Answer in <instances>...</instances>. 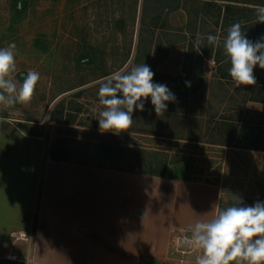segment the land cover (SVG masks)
Listing matches in <instances>:
<instances>
[{"label": "rangeland", "instance_id": "1", "mask_svg": "<svg viewBox=\"0 0 264 264\" xmlns=\"http://www.w3.org/2000/svg\"><path fill=\"white\" fill-rule=\"evenodd\" d=\"M143 1L29 0L25 12L15 19L9 9L12 0H0V48L16 44L12 77L22 83L29 70L40 74L28 104L0 105V217L7 210L25 214L29 241L40 164L50 159L53 145L64 149L68 163L131 174L139 171L136 161L106 158L100 153L101 145L190 159L196 180L186 183L208 188L205 196L215 198L213 216L230 206L231 193L246 205L264 201V152L243 148L249 145L247 136L257 129L254 124L264 131V107L258 103L264 98V86L257 81L237 88L228 74L231 65L222 73L214 62L201 61L197 54L186 55L189 35L184 39L182 34L189 32V27L185 14L164 13L159 16L163 30H152L155 1L146 0L145 10ZM199 27L200 32L216 30L217 37L227 34L221 24L217 29L208 23ZM259 37H264V27ZM165 58L170 62H163ZM142 63L151 67L154 82L166 84L176 101L157 116L149 98L143 112L134 111L129 128L119 134L102 132L96 120L104 107L98 97L102 82ZM261 74L264 70L257 65L255 78ZM181 77L187 78L190 86L183 85ZM79 108L80 113H75ZM68 114L72 124L50 120L65 119ZM245 120L253 125L245 129L249 135L241 142L239 128H231L230 123L241 125ZM182 167H169L168 175L181 178ZM179 203L178 199L176 222H191L193 212H184ZM196 204L201 210L206 205L198 200ZM18 218L17 227L18 222H27ZM187 233L189 230L175 231L167 260L141 259L139 264H195L201 252L184 243L190 238ZM10 239L11 250H0V264H30L24 259L29 241ZM11 252L16 260L6 258Z\"/></svg>", "mask_w": 264, "mask_h": 264}, {"label": "crops", "instance_id": "2", "mask_svg": "<svg viewBox=\"0 0 264 264\" xmlns=\"http://www.w3.org/2000/svg\"><path fill=\"white\" fill-rule=\"evenodd\" d=\"M187 46L184 47L186 55ZM193 54L199 55L196 45ZM200 74L197 76L201 79ZM40 166L39 194L32 211L33 233L29 245L25 246L26 258L23 257L30 264L165 261L175 231L189 230L195 222L210 220L213 216L215 198L205 196L208 188L198 183L177 184L167 179L50 159ZM178 199L184 212H193L191 222H176ZM196 200L206 204L203 210L197 207ZM16 216L27 217L21 211L9 210L0 217H3L0 250H11V233H26L29 229L27 219L23 225L18 222L17 227Z\"/></svg>", "mask_w": 264, "mask_h": 264}, {"label": "clouds", "instance_id": "3", "mask_svg": "<svg viewBox=\"0 0 264 264\" xmlns=\"http://www.w3.org/2000/svg\"><path fill=\"white\" fill-rule=\"evenodd\" d=\"M255 14L257 23L264 24V5H257ZM206 39L209 45L221 43L215 35L209 34ZM222 45L231 65L228 74L235 86L255 85V67L264 70V37L249 40L237 22L228 27ZM15 50L14 42L0 48V105L5 108L28 104L40 79L34 70L27 72L22 83L12 77L16 70ZM154 75L151 67L142 63L102 82L98 97L104 107L96 119L102 132L119 134L129 128L134 111L143 112L149 98L157 116L167 111L168 104L177 98L166 84L155 83ZM230 200V206L220 209L212 219L197 221L190 227V238L184 243L200 250L195 264H264V201L246 205L234 193Z\"/></svg>", "mask_w": 264, "mask_h": 264}, {"label": "trees", "instance_id": "4", "mask_svg": "<svg viewBox=\"0 0 264 264\" xmlns=\"http://www.w3.org/2000/svg\"><path fill=\"white\" fill-rule=\"evenodd\" d=\"M29 0H12L10 4V11L13 14V18L18 19L25 12L28 6ZM155 6H153L154 18L151 22L152 30H163L160 24V17L164 13H175L182 12L185 14L187 19V26L189 27V32L183 33L182 36L186 34L189 35L187 52L192 56L194 45H196L199 51V59L212 60L218 67V71L225 73V69L230 66V61L224 53L222 40L224 37L218 36L221 43L219 46L209 45L207 43V35H215L216 30L203 31L200 32L198 25L204 26L208 23L209 26L217 29L222 25L224 30L234 23L239 22L242 26V30L246 32L247 38L252 41L258 40L261 29L264 24L257 23L255 7L257 5H264V0H214V1H199V0H154ZM169 2L167 6H164V2ZM146 9V0L143 1V10ZM208 20V21H207ZM213 21V22H211ZM203 41V42H201ZM201 76V74H200ZM203 80L202 78L200 79ZM258 85L264 86V74L256 77ZM181 82L183 85L188 82L187 78L181 77ZM189 83V82H188ZM258 103L262 104L264 107V98L260 99ZM75 113H80V108L75 111ZM70 114L65 115V119L62 118H50L52 122L61 124L64 120L67 124H72V120L68 119ZM264 116V115H263ZM262 116V117H263ZM230 123V127L237 130L239 128V137L241 142L244 138L249 135L245 133V129L251 124L245 120L238 125ZM249 125V126H248ZM253 124H251L252 126ZM240 126V127H237ZM250 126V128H251ZM257 129L251 132L250 137L247 136L250 141L248 147L243 145V148L250 150H260L264 152V131H260L257 124H254ZM261 124H259V127ZM247 134V135H246ZM100 153L102 156L109 158L111 160H133L138 163V170L136 174L145 175L149 177L159 178V179H173L181 180L183 182H195V177H193V166L190 159H184L183 157L169 158L165 153L160 152H146L144 150L140 151H129L126 152L121 146L114 145L112 147L101 145ZM65 151L60 146H51L48 157L53 162H66ZM183 164L182 176L181 178L170 177L168 175V169L171 166ZM119 172L129 173L122 170H116Z\"/></svg>", "mask_w": 264, "mask_h": 264}, {"label": "built area", "instance_id": "5", "mask_svg": "<svg viewBox=\"0 0 264 264\" xmlns=\"http://www.w3.org/2000/svg\"><path fill=\"white\" fill-rule=\"evenodd\" d=\"M11 238L17 240H21L25 243H28L30 235L28 233H12ZM187 237V236H186ZM8 260H16L17 257L14 252L9 253V255L6 257Z\"/></svg>", "mask_w": 264, "mask_h": 264}, {"label": "water", "instance_id": "6", "mask_svg": "<svg viewBox=\"0 0 264 264\" xmlns=\"http://www.w3.org/2000/svg\"><path fill=\"white\" fill-rule=\"evenodd\" d=\"M187 237H190V236H189V233H187Z\"/></svg>", "mask_w": 264, "mask_h": 264}]
</instances>
